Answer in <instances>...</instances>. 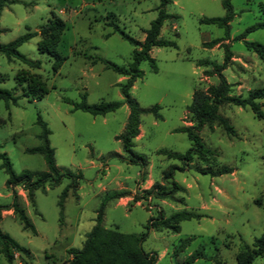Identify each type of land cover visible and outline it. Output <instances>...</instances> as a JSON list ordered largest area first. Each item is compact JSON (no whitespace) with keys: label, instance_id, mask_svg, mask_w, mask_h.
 Masks as SVG:
<instances>
[{"label":"rangeland","instance_id":"374dc122","mask_svg":"<svg viewBox=\"0 0 264 264\" xmlns=\"http://www.w3.org/2000/svg\"><path fill=\"white\" fill-rule=\"evenodd\" d=\"M12 1L0 14V44L36 32L18 52L39 66L28 67L0 56V89L16 98L14 105L0 101V230L30 253L29 259L14 253L11 264H66L71 259L67 250L82 247L96 211L111 193L130 197L120 204V198L110 199L103 209L102 226L121 233L140 235L150 219L153 224L159 216L167 220L178 212L194 215L177 225L171 223L170 228H150L142 249L156 255L155 264H237L238 252L245 246L252 250L253 241L264 232V118L258 119L248 108L225 104L218 114L234 129V136L214 122L195 131L207 153L181 162L158 151L184 154L190 148L186 135L175 130L194 126L186 111L192 94L217 85L219 74L229 84L231 96L244 98L264 88V59L243 43L264 45V29L237 40L260 20L257 5L264 0H231L235 15L227 35L215 25L200 23L204 18L224 16L220 0H169L165 12L170 17L158 38L176 47H153L149 57L156 72L148 61H142L138 67L142 76L130 88L140 110L158 106L161 117L156 120L148 113L140 117L142 134L133 140V152L145 158L144 167L117 157H124L115 138L126 123L125 105L104 117H93L72 111L70 103H79L82 97L88 105L122 102L118 85L128 77L108 69L101 60L127 69L134 48L107 23L115 22L142 42L144 31L157 17L160 0ZM52 17L65 24L55 49L64 62L56 72L52 70L54 60L36 48L41 39L39 28ZM214 40L217 45H207ZM33 81L46 94L28 102L25 96ZM258 103L264 114V99ZM38 117L49 130L56 166L79 175L76 193L69 192L63 202L61 223L57 203L70 180L37 189L30 200L27 186H7L1 169L7 161L15 174L46 171L41 155L25 152L41 144ZM224 167L231 172L217 177L205 174ZM149 172L150 182L141 189ZM168 172H172L170 178ZM156 185L169 197L154 199L144 193ZM14 196L34 234L8 209ZM0 264H6L2 255ZM252 264H264V255Z\"/></svg>","mask_w":264,"mask_h":264},{"label":"trees","instance_id":"16d2710c","mask_svg":"<svg viewBox=\"0 0 264 264\" xmlns=\"http://www.w3.org/2000/svg\"><path fill=\"white\" fill-rule=\"evenodd\" d=\"M221 7L224 10V16L221 18H204L200 21L201 24L215 25L222 29L225 35L229 32V23L234 17V12L231 6V0H220ZM13 3L12 0H0V14L4 7ZM169 0H160L157 10V17L153 20L149 27L144 31V39L142 42L136 41L128 34L123 32L119 26L110 21L107 26L112 29L113 33L118 34L121 39L133 46L131 62L127 69L117 67L116 65L107 61L101 60L108 69L112 70L118 75L127 76V80L123 84H119V92L122 98V102H110L100 103L95 105H88L85 102V97L79 103H70L72 111H81L90 114L93 117H104L109 113L115 112L121 105H125L128 109V116L124 125L123 131L115 138L120 143L122 153L124 157L117 155V157L127 164H138L141 167L145 165V158L133 152L134 143L133 140L139 133L140 117L143 113L151 114L156 120H160L161 117L158 113L159 107L153 106L146 111L140 110L136 101L130 96V88L136 79L142 76V72L138 69L139 64L142 61H148L152 70L156 72L157 68L155 62L149 57V51L153 47H171L175 48L176 45L172 41L161 40L158 38L160 28L164 21L170 16L165 12V7L169 4ZM260 20L253 26L248 28L244 34L239 36L237 40H243L245 34L254 30L264 29V1L257 5ZM65 29V24L62 20L52 17L38 30V35L41 37L37 44V51L40 54H45L51 57L53 61L52 70H56L63 64L64 58L59 56L55 49L59 43L62 32ZM3 31L0 29V33ZM37 36L36 32H28L24 35L17 37L12 42L2 45L0 44V56L4 57L7 61L16 59L28 67L39 66V62H32L26 59L18 52V48L28 42L31 38ZM246 49L257 54L261 59H264V45L259 43L243 42ZM218 44L217 40H214L207 45L213 47ZM228 58V54L225 55V59ZM219 83L215 86L209 87L206 91H195L192 94L191 102L186 107V111L194 122L192 127H182L175 130L176 133H183L186 135L190 142V148L184 154L172 153L165 150L158 151L159 154L166 156L168 159L177 160L181 162L191 161L194 155L199 156L207 153L203 142L199 136L195 133L204 125H211L216 122L223 131L229 135L234 136V129L230 126L228 121L218 114V108L222 105L229 104L239 108H248L258 119L264 118V114L261 112V104L259 100L264 99V88L256 89L248 93L244 98L235 97L230 95V86L226 83L225 79L219 74ZM33 86L28 85L30 88L26 92V98L28 102L39 101L46 94L39 82L33 81ZM39 83V84H38ZM0 101L7 104H15L16 98L10 91L0 89ZM37 125L40 127L41 132L37 136L41 144L38 147L25 150L27 154H39L43 157L46 171L34 175L29 172H22L15 174L10 164L7 161H3L1 169L7 176V186H27L28 198L32 200L33 191L37 189H43L48 185L51 188L59 185L64 179L70 180L69 184L62 190L57 206L59 208V223L63 220V202L68 196L69 192L77 191L79 175H74L70 171H62L58 168L54 161V151L50 147L48 136L49 130L45 122L39 117L37 118ZM3 160L4 156L2 157ZM174 168H172L173 170ZM231 172L230 168L224 167L217 171H207L205 174L211 177H217L220 175L228 174ZM172 172L166 174L167 178H170ZM174 185V184H173ZM147 196L152 195L154 199H165L169 197L168 193L159 186L156 185L152 190L144 192ZM123 193H111L107 195L103 202L100 204L96 211L95 223L90 232L86 235L82 247L79 249L71 248L67 250V253L71 255V259L66 264H155L157 258L153 253H146L142 249V243L148 236L150 228L158 229L159 227L170 228L171 223L177 225L181 221H187L194 218V215L188 212H178L173 214L167 220H162V217L146 225L145 232L140 235L121 233L115 229H106L102 226V214L106 201L110 199H119L123 197ZM8 209H12L17 215L19 222L22 224L25 230L35 233L33 225L25 216L23 210L19 207L16 197L14 196ZM177 230V226L175 229ZM253 249L243 247L236 255L237 264H252L256 258H260L264 255V232L263 234L253 241ZM14 253H18L26 258H30L28 249L20 246L6 233L0 230V255L4 258L6 264H11L14 260Z\"/></svg>","mask_w":264,"mask_h":264},{"label":"crops","instance_id":"0c3cea01","mask_svg":"<svg viewBox=\"0 0 264 264\" xmlns=\"http://www.w3.org/2000/svg\"><path fill=\"white\" fill-rule=\"evenodd\" d=\"M141 132H142V131H141V126H140V127H139V135H138V137L141 136V134H142ZM138 137H137V138H138ZM137 138H136V139H137ZM150 178H151V173L149 172L148 175H146V179H144V184H145V185L142 186L141 189H144V188L146 187L147 183L150 182ZM131 195H132V193H131ZM131 195H130V196H131ZM122 199H125L126 201H128V200H130V197L127 196V197H124V198H120V199L118 200L117 204H120ZM117 204H116V205H117Z\"/></svg>","mask_w":264,"mask_h":264}]
</instances>
